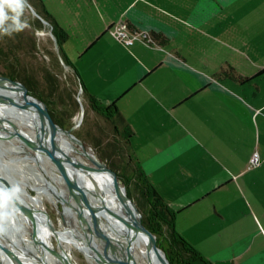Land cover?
I'll return each mask as SVG.
<instances>
[{"label": "crops", "instance_id": "0c3cea01", "mask_svg": "<svg viewBox=\"0 0 264 264\" xmlns=\"http://www.w3.org/2000/svg\"><path fill=\"white\" fill-rule=\"evenodd\" d=\"M28 4L50 16L84 103L115 104L175 231L211 264H264V0ZM117 23L160 49L116 42Z\"/></svg>", "mask_w": 264, "mask_h": 264}, {"label": "bare ground", "instance_id": "6f19581e", "mask_svg": "<svg viewBox=\"0 0 264 264\" xmlns=\"http://www.w3.org/2000/svg\"><path fill=\"white\" fill-rule=\"evenodd\" d=\"M0 96L4 100V104H0V125L3 127L2 131L5 134L12 135L13 129L16 128L20 134L29 136L37 125L35 108L29 107L19 110L16 106L21 101L17 100V92L11 88L0 87ZM43 124L46 128L47 122L45 120ZM49 136L59 155L66 154L67 156L82 158L90 163L89 166L92 165L95 168L90 167L92 180L99 185L110 202L116 204L117 184L115 181L112 182L114 175H109L108 172L98 166L94 162L96 157L69 134L68 130H63L57 126L55 131L51 132ZM10 147L12 150L9 149ZM4 152L11 154V157L5 155ZM17 162L30 163L33 171H35L34 168L39 169L41 174L38 171H35L34 175L33 173L28 175L25 172L24 174L21 171H16L18 170ZM0 169L4 171L3 175L15 190V194L21 201L28 219L31 221L35 219L39 225H45L41 229L45 232V235L41 236L38 231L30 227L8 200L4 206L0 207V264H58V262L61 264H72L70 253L73 248L82 253L89 264H104L90 253L91 248L87 245L88 243L84 240L81 232L74 224L72 225V221L66 211L62 212L65 221L63 229L57 230V227L55 228L54 226L57 231L58 243L63 249L62 255H59L57 249L50 244L49 239L53 235L48 233L46 229L50 223L38 211H44L45 200L57 205L59 194L64 198V191L53 170V166L47 164L46 160L42 158L38 159L33 152L21 144L6 142L1 140L0 137ZM83 182L89 186V182L85 180ZM31 191L35 195L29 193ZM88 200L90 203L86 206L78 203L80 208L90 211L91 214L87 215L90 219L89 222L92 223L95 220L96 226L101 228L106 235H109L113 228L105 214L102 211L100 212L102 206H105L104 200L98 195H89ZM127 230L125 245L129 248L132 264H164L156 247L152 248L151 243L144 239L136 230ZM111 242L114 241L112 240ZM2 247L7 249L9 254L16 257L18 261L14 262L11 260V257L4 252ZM118 256L123 258L124 253H119Z\"/></svg>", "mask_w": 264, "mask_h": 264}, {"label": "water", "instance_id": "95a60500", "mask_svg": "<svg viewBox=\"0 0 264 264\" xmlns=\"http://www.w3.org/2000/svg\"><path fill=\"white\" fill-rule=\"evenodd\" d=\"M31 13L39 19L43 25L47 24L45 21L40 19L36 13L33 14L32 11ZM0 87H8L17 92V100L21 101V103L16 106L19 110L33 107L37 113V125L35 129L31 131L29 136L20 134L14 127L12 135L5 134L2 131L3 127L0 125L1 140L11 143L17 142L33 152L38 159L42 158L46 160L47 164L53 166V170L64 191V198L61 194H59L58 205L60 206L62 212H67L70 220L74 222V225L80 230L84 240L88 243L87 245L91 248L90 253L93 257L100 259L104 264H132L129 248L125 245V238L128 233L127 229H132L136 230L144 239L149 241L152 248L156 247L161 254L164 264H170L161 247L159 238L150 232L143 224L141 212L138 211L133 204L132 199L127 194L124 182L119 178L115 171H111L113 169L109 166V164L94 155L96 157L94 162L98 166L108 172L109 175H112L111 172L114 174V176L112 175L113 178H111L112 182L115 181L117 184L116 204H112L99 185L92 180L90 175L92 170L90 168L91 166H89L90 163L87 160L76 156H67L66 154H62L61 156L57 153L49 135L51 132L55 131L58 123L56 122L55 117L48 110L46 104L41 99L30 93L32 88L26 79L16 72L6 71L0 68ZM77 101L81 111L79 121L77 124L68 128V133L80 142L81 145H84L83 141L75 133V130L80 126L84 115V108L79 97H77ZM0 104H4V100L1 96ZM44 120L47 122L46 128L43 124ZM3 172L4 171L0 169V190H8L10 192L14 191V194L9 200L12 207L16 208V210L21 214V217L25 219L33 230L38 231L41 236L45 235V232L41 230L45 225H39L35 219L31 221L28 219L27 215H25V210L21 201L15 194V190L11 186L10 182L3 175ZM77 176L79 177L77 178ZM84 180L89 182V186L85 185L83 182ZM89 195H98L104 200L105 206H102L100 212L102 211L105 214L113 228L111 229L109 235H106L101 228L96 226L95 220L92 223L89 222L90 219L87 215L91 214L90 211L88 212L87 210H82L80 208V204H85L86 206L90 203L88 200ZM38 213L41 214L44 219H48L50 224H46L47 232L55 238L54 240H56L57 251L59 252V255H62L63 249L58 243L56 237L57 231L55 230L49 215L43 210L38 211ZM112 240L114 242H111ZM2 249L9 257H11V260L14 262L18 261L16 257L9 254L7 249L4 247H2ZM119 253H124V257H119Z\"/></svg>", "mask_w": 264, "mask_h": 264}, {"label": "trees", "instance_id": "16d2710c", "mask_svg": "<svg viewBox=\"0 0 264 264\" xmlns=\"http://www.w3.org/2000/svg\"><path fill=\"white\" fill-rule=\"evenodd\" d=\"M36 14L48 23L51 26L52 35L56 41V45L59 52V58L64 64V67L68 68L71 73L72 89L65 91L59 84V94L54 93L53 98L44 96L41 92L38 91V86H36L35 78L27 71V69L19 68L16 65L4 64L1 63L3 67H0L6 71L16 72L21 75L28 84L31 86L30 93L35 97L41 99L47 106L50 113L55 117L56 122L63 130H68L73 123H69L68 120L71 118L75 112V106H78L77 98L74 96V88L76 87L81 92V95L84 94L83 87L79 81L77 72L70 66L67 60L62 56L59 49V35L56 32L54 24L50 16L45 12L40 14L36 11ZM36 22L41 23L39 19L36 18ZM128 27V26H127ZM130 29V28H129ZM153 40L157 43L159 42L157 37H153ZM158 44V43H157ZM3 58L0 56V60ZM45 78V77H44ZM45 80L51 83V79L47 75ZM70 95V97H66ZM85 104V103H84ZM86 105V104H85ZM59 107V110L57 109ZM86 107L87 115L88 109H92L94 112L100 115V117L110 124L112 127V132L115 133L117 138L118 146L121 145V148H118L122 154H117V157H120L118 163L110 161L109 166L117 173L119 178L124 182L127 194L132 199L134 197L138 198L140 205L144 208V211H140L142 214L143 224L147 229L155 234L159 238L161 247L165 253V256L170 264H211L204 257H202L188 242H186L174 229V213L171 212L167 206L160 200L155 191L150 187L146 176L144 175L139 164L134 160L132 154L128 149V143L131 136L130 130L124 126V121L116 110L115 104L109 106H102L98 102H95L92 99L88 100ZM72 108L73 111L69 116L65 113L66 109ZM65 109V110H64ZM84 120L82 119L76 134L78 137L85 141V136L79 132V128L83 125ZM76 124V123H75ZM116 149V150H118ZM100 159H108L105 156H100ZM114 175V174H113ZM137 208L140 207L138 206Z\"/></svg>", "mask_w": 264, "mask_h": 264}, {"label": "rangeland", "instance_id": "374dc122", "mask_svg": "<svg viewBox=\"0 0 264 264\" xmlns=\"http://www.w3.org/2000/svg\"><path fill=\"white\" fill-rule=\"evenodd\" d=\"M30 12L26 8V11L24 10L23 15L21 16V20L27 22V27L22 31L13 32L11 35L0 34V56L3 58L0 60V67H3L1 63H7L10 65L18 64V69H27V71L35 78L38 91L46 97H49V95L52 94L49 98H53L55 92L59 94V84L64 87V91L65 89H72L71 73L68 68L64 67V64L59 58V52L54 36L52 35L51 26L48 23L46 25L39 23L38 25L36 18ZM47 75L51 79V83L45 80ZM74 96L76 98L79 97L84 108V122L79 128V132L85 136V141L82 140L85 147L93 155L97 156V158L105 156L108 161L105 159L101 160L106 163H110V161L118 163L120 157H117V154H122L118 149L121 148V145L118 146V143H116L117 138L115 133L112 132V127L102 118L87 115L86 105L83 101L84 95H81V92L76 87L74 88ZM66 97H70V95H66ZM73 108L75 112L72 114L73 116L69 118L68 122L70 124L73 123L74 125L75 123H78L81 111L79 105ZM57 109L59 110V107H57ZM72 111L73 109L69 108L66 109L65 113L69 116ZM76 130H78V128ZM9 149L12 150L11 147ZM4 153L8 157H11V154H6L7 152ZM26 163L27 162H17L18 170L16 171H21L22 173L25 172L28 175L30 173H33L34 175L35 171H38V173L41 174L39 169L33 167L35 169V171H33L31 167L32 165ZM111 171L114 172V170ZM29 193L35 195L32 191ZM132 202L136 208L138 206L140 207V210L137 208L138 211H144V208L140 205L137 197L132 198ZM44 211L49 215L53 225L55 228L57 227V230L63 229L65 221L58 204L56 205L55 203L45 200ZM73 224L74 222H72V225ZM54 239L55 238L52 236L49 239V242L53 248L57 249L56 240ZM70 258L72 264H89L83 254L75 250V248L72 249ZM58 264L61 263L58 262Z\"/></svg>", "mask_w": 264, "mask_h": 264}, {"label": "clouds", "instance_id": "9594fccd", "mask_svg": "<svg viewBox=\"0 0 264 264\" xmlns=\"http://www.w3.org/2000/svg\"><path fill=\"white\" fill-rule=\"evenodd\" d=\"M25 8L35 14L28 0H0V34L11 35L27 27V22L21 20ZM13 194L14 191L0 190V207L4 206Z\"/></svg>", "mask_w": 264, "mask_h": 264}, {"label": "built area", "instance_id": "2783aa9c", "mask_svg": "<svg viewBox=\"0 0 264 264\" xmlns=\"http://www.w3.org/2000/svg\"><path fill=\"white\" fill-rule=\"evenodd\" d=\"M108 34L116 42L122 44L125 47L133 46L136 43H139L147 48L155 49L158 48V44L153 40L151 35L145 31H133L129 29L123 23H117L111 28L108 29ZM260 164V159L257 153H253L250 160L248 169H253ZM260 233L264 237V230L259 228Z\"/></svg>", "mask_w": 264, "mask_h": 264}]
</instances>
